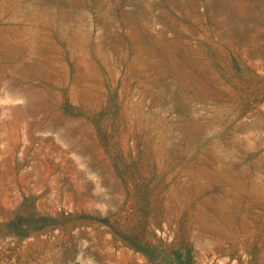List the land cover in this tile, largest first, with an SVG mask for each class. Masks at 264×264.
I'll return each instance as SVG.
<instances>
[{
    "label": "rangeland",
    "instance_id": "1",
    "mask_svg": "<svg viewBox=\"0 0 264 264\" xmlns=\"http://www.w3.org/2000/svg\"><path fill=\"white\" fill-rule=\"evenodd\" d=\"M0 264H264V0H0Z\"/></svg>",
    "mask_w": 264,
    "mask_h": 264
}]
</instances>
